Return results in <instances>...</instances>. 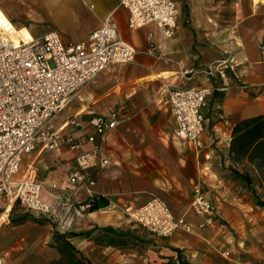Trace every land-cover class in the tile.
<instances>
[{
    "label": "crops",
    "instance_id": "1",
    "mask_svg": "<svg viewBox=\"0 0 264 264\" xmlns=\"http://www.w3.org/2000/svg\"><path fill=\"white\" fill-rule=\"evenodd\" d=\"M175 1L178 23L173 37L162 43L161 58L144 50L148 31L158 34L157 29L149 25L130 30L120 0L75 1L74 14L80 16L83 34L71 41L86 40L110 17L137 54L131 63L105 69L73 96L66 118L77 116L81 125L58 127L62 135L73 136L79 143L76 148L62 141L53 151L35 149L29 159L37 168L42 191L50 194L58 231L79 233L69 241L94 264H160L162 257L176 256L172 248L179 249L190 264H264V206L247 198L248 189L264 192V177L250 184L252 188L232 180L233 169L247 170L248 158L236 162L228 151L234 125L264 115V0H250L243 12L242 7L235 8L234 16L225 13L229 7H217L215 0ZM223 58L234 65L225 80L208 78L200 71ZM174 85L211 87L203 107L201 148L172 134L174 119L164 89ZM114 110L124 119L110 131L96 161L105 157L108 165L88 169L96 178L90 194L68 182L67 169L74 166L77 153L93 148L85 141L93 132L88 119ZM196 184L215 202L221 224L204 226L203 218L191 209ZM152 196L183 215L191 231L161 238L125 215L126 205L141 204ZM7 197L0 198L6 216L0 221V233L8 232L12 227L7 225L14 220ZM93 201L98 207L92 210ZM103 233H135L137 244L132 248L108 244ZM224 251L230 255L224 256Z\"/></svg>",
    "mask_w": 264,
    "mask_h": 264
},
{
    "label": "built area",
    "instance_id": "2",
    "mask_svg": "<svg viewBox=\"0 0 264 264\" xmlns=\"http://www.w3.org/2000/svg\"><path fill=\"white\" fill-rule=\"evenodd\" d=\"M127 10L130 30L153 25L158 34L148 31L145 52L162 57V43L173 37L178 23L175 0H120ZM18 34L17 26L0 6V195L19 201L29 213L52 215V205L41 199L42 185L34 161L27 162L19 173L24 155L35 149L53 151L62 141L76 148L72 135H62L55 128V118L72 97L99 73L117 65L135 60L137 50L120 37L116 23L108 17L93 29L84 41L66 40L56 29L43 33ZM234 65L227 59H218L200 69L208 78L225 80ZM185 76V73H182ZM173 115V136L201 148L205 131L203 107L211 87L167 86L164 89ZM124 117L117 111L109 115H93L88 124L93 132L85 141L92 143L89 151L74 157V166L67 169L68 182L85 188L96 178L90 176L92 166L98 170L109 160L101 156L107 136ZM63 126H80L77 116L68 117ZM56 187L55 183L51 184ZM191 209L203 218V225L221 224L215 202L206 190L196 184L192 190ZM125 215L157 237L167 238L176 231L189 232L192 226L183 215H177L158 196H152L138 205H126ZM229 256V251L223 252Z\"/></svg>",
    "mask_w": 264,
    "mask_h": 264
},
{
    "label": "rangeland",
    "instance_id": "3",
    "mask_svg": "<svg viewBox=\"0 0 264 264\" xmlns=\"http://www.w3.org/2000/svg\"><path fill=\"white\" fill-rule=\"evenodd\" d=\"M76 0H0L2 10L16 23V26L23 24L30 27L34 32L43 33L47 29L55 28L66 40H76L82 37L83 25H80V16L74 14ZM216 6L220 8L222 5L225 13L235 14V8L249 5L250 0H215ZM220 1H223L220 3ZM258 0H253L256 3ZM227 7V8H226ZM237 20V18H236ZM91 83V82H89ZM88 83V84H89ZM87 84V85H88ZM73 99V97H72ZM71 101L58 113L54 122L55 128L65 121L66 112L72 103ZM31 156V157H30ZM32 158V154L24 155L20 165L19 173L16 178L23 172L27 162ZM237 167V166H236ZM246 169L242 168L241 173L250 175L251 184H255L258 180L264 177V163L260 160H250L246 163ZM258 169L257 173L255 169ZM239 171V170H238ZM240 172V171H239ZM232 180L241 182L238 177L231 174ZM249 187L252 188L250 185ZM247 198L259 204L264 202V192L256 189L247 190ZM234 194H238V190H234ZM2 195H0V198ZM50 194L47 191L41 192V199L49 202ZM11 199L13 215L12 221L8 223V227L12 228L8 232L0 233V264H49L53 260L59 258L58 246L61 241L54 236L58 232L56 218L52 215H40L38 213L31 214L25 210V207L17 200ZM264 206V205H262ZM6 216L0 210V221H4ZM66 234V233H65ZM152 234V233H151ZM135 235V236H134ZM108 238V237H107ZM136 234L126 235L124 238L125 246L137 244L135 241ZM107 241L106 237H103ZM77 248V247H76Z\"/></svg>",
    "mask_w": 264,
    "mask_h": 264
},
{
    "label": "trees",
    "instance_id": "4",
    "mask_svg": "<svg viewBox=\"0 0 264 264\" xmlns=\"http://www.w3.org/2000/svg\"><path fill=\"white\" fill-rule=\"evenodd\" d=\"M228 151L231 158L236 162L247 157L250 160H260L264 163V115H256L237 122L232 130ZM232 174L243 183H246L247 186L251 184L250 175L247 173L243 174L237 169H233ZM259 204L264 205V202L260 201ZM97 207L95 201L90 203V209L93 210ZM105 230L110 232L109 228H105ZM76 235H79V233H54L56 239L61 241L57 248L59 258L49 264H94L69 241L70 237ZM125 236L120 233H103L102 235V237H106L108 244L115 245L125 244L126 242L122 239ZM172 250L176 252V256H164L160 264H190L182 257L179 249L172 248Z\"/></svg>",
    "mask_w": 264,
    "mask_h": 264
},
{
    "label": "bare ground",
    "instance_id": "5",
    "mask_svg": "<svg viewBox=\"0 0 264 264\" xmlns=\"http://www.w3.org/2000/svg\"><path fill=\"white\" fill-rule=\"evenodd\" d=\"M26 27L23 26V27H20L19 29H17L18 34L23 35V36H28L30 34V31H29L28 27L27 28Z\"/></svg>",
    "mask_w": 264,
    "mask_h": 264
}]
</instances>
